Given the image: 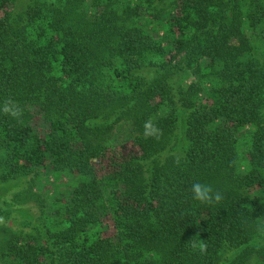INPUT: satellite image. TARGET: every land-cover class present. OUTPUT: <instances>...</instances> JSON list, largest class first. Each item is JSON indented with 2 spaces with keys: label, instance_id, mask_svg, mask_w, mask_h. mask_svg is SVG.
<instances>
[{
  "label": "trees",
  "instance_id": "16d2710c",
  "mask_svg": "<svg viewBox=\"0 0 264 264\" xmlns=\"http://www.w3.org/2000/svg\"><path fill=\"white\" fill-rule=\"evenodd\" d=\"M16 2L0 106L23 115L0 111V182L25 179L13 200L39 211L0 225V264H264V0Z\"/></svg>",
  "mask_w": 264,
  "mask_h": 264
},
{
  "label": "rangeland",
  "instance_id": "374dc122",
  "mask_svg": "<svg viewBox=\"0 0 264 264\" xmlns=\"http://www.w3.org/2000/svg\"><path fill=\"white\" fill-rule=\"evenodd\" d=\"M31 0H20V3H17V7L14 9L16 14L22 10V6H25L26 3H29ZM24 4V5H23ZM130 128L126 124L117 125L115 127V140H114V148L120 153H125L130 150V139L128 134L130 133ZM55 178H49V184H45V189L48 190L49 194H46L44 191H40L38 187H35L36 192H40L42 196L48 197V195L56 192L55 189ZM26 180L23 178L17 180H9L7 182H0V225L5 224L10 229H14V231L24 230L27 231L29 228L25 226V221L21 219L19 210L27 209L33 215L38 214V207L34 205L32 201H23L16 202L13 200V196L15 193L20 190H25ZM4 191V192H2ZM22 220V221H21ZM264 246V242L261 243Z\"/></svg>",
  "mask_w": 264,
  "mask_h": 264
},
{
  "label": "clouds",
  "instance_id": "9594fccd",
  "mask_svg": "<svg viewBox=\"0 0 264 264\" xmlns=\"http://www.w3.org/2000/svg\"><path fill=\"white\" fill-rule=\"evenodd\" d=\"M0 111L4 114L20 121L23 115V109L21 106L12 98H7L4 100L2 106H0ZM144 135L145 137L156 138L162 134L161 130L157 127L156 123L148 119L144 122ZM191 192L193 199L199 201L202 204H213L218 203L223 197L222 193L213 189L211 185L196 182L191 186ZM257 231L264 234V224L257 226ZM193 247L196 246V241L192 238L189 241ZM201 250H206V246L201 245Z\"/></svg>",
  "mask_w": 264,
  "mask_h": 264
}]
</instances>
